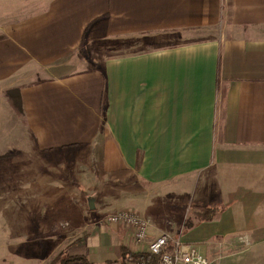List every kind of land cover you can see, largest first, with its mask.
Instances as JSON below:
<instances>
[{
  "label": "crops",
  "instance_id": "obj_1",
  "mask_svg": "<svg viewBox=\"0 0 264 264\" xmlns=\"http://www.w3.org/2000/svg\"><path fill=\"white\" fill-rule=\"evenodd\" d=\"M0 31V264L75 231L92 264L138 252L89 222L118 209L208 260L264 240V0H43ZM188 204L217 211L181 232Z\"/></svg>",
  "mask_w": 264,
  "mask_h": 264
},
{
  "label": "rangeland",
  "instance_id": "obj_2",
  "mask_svg": "<svg viewBox=\"0 0 264 264\" xmlns=\"http://www.w3.org/2000/svg\"><path fill=\"white\" fill-rule=\"evenodd\" d=\"M42 2L43 0H0V30L1 27L5 28V26L15 22L17 19H21L22 17L29 15L32 12L38 10ZM3 36L4 35H2L0 31V39ZM9 90L4 89L3 93L7 98L9 105L12 108L14 114L17 116L19 120H21V113L17 111V109L13 104V101H11L9 97L6 95ZM10 92L14 93V90H11ZM10 156H12V154L0 155V161L5 160ZM3 177L4 176H2V178ZM200 207L201 206L197 204H190V205L188 204V206L184 210L185 219L183 221L181 232H184L186 231V229L190 228L192 225L191 222H195L201 219L204 215H206L203 213L200 214L198 213V210L200 211L199 209ZM116 211H120V210L118 209L109 212L106 211L105 213L100 215L92 213V215L89 217V222L93 225L94 228L100 230L101 229L105 230L114 225H124L120 223L108 224L106 222L103 223L100 222L101 220H103L105 216H108L109 214L114 213ZM74 233L76 234V231ZM75 234L72 236L71 239H67L64 242H62V244L56 250V253L50 258L48 263L60 252H66L69 255L83 256L86 261L92 264V262L85 256L84 253L80 254L79 252L73 253V251H69L76 245L80 246L79 244L81 242L79 240L83 236L81 234V237H78V235ZM149 240L151 239H149V235H147V239L145 242H148ZM130 245L135 246L134 242L132 241V237L130 240ZM141 247L145 249L146 246L144 244ZM113 259L114 258H111L106 261L99 259V262H101V264H112V262L113 264H119L120 255L119 257L115 258V260ZM208 261L210 264H264V240H253L246 232H238L232 236L231 240H226L224 242L219 241L217 247L213 249L212 255L209 256ZM83 262H75L72 264H83ZM130 264H137V262H132Z\"/></svg>",
  "mask_w": 264,
  "mask_h": 264
},
{
  "label": "built area",
  "instance_id": "obj_3",
  "mask_svg": "<svg viewBox=\"0 0 264 264\" xmlns=\"http://www.w3.org/2000/svg\"><path fill=\"white\" fill-rule=\"evenodd\" d=\"M101 223L124 224L132 230V241L135 248H141L138 252L160 254L158 264H210L208 259L199 253L191 244L183 243L180 239H172L162 234L145 242L147 239V222L134 212L120 210L105 216ZM145 244V249L142 248ZM170 245L169 250L163 249ZM137 264H143L138 262Z\"/></svg>",
  "mask_w": 264,
  "mask_h": 264
},
{
  "label": "trees",
  "instance_id": "obj_4",
  "mask_svg": "<svg viewBox=\"0 0 264 264\" xmlns=\"http://www.w3.org/2000/svg\"><path fill=\"white\" fill-rule=\"evenodd\" d=\"M11 90L7 92V96L11 101H13V104L18 112L21 113V105L19 98L16 97V91L15 93H11ZM201 213L206 214L204 215L200 221H207L210 220L215 212L217 211L213 207H204L201 206L200 208ZM171 248L170 245H167L163 251L169 250ZM120 262L119 264H130L132 262H141L143 264H158L160 254H152L147 252H132L130 250L125 249V247L120 248ZM85 261V262H83ZM75 262H83V264H90V262L86 261L83 256L79 255H69L66 252H60L57 254L48 264H72ZM113 264V262H112Z\"/></svg>",
  "mask_w": 264,
  "mask_h": 264
}]
</instances>
